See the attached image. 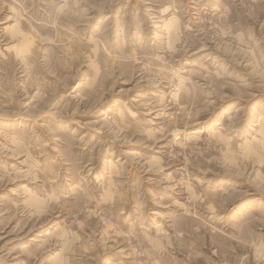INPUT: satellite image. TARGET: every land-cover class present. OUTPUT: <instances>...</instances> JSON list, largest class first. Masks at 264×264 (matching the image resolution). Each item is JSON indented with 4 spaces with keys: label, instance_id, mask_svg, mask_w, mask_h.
<instances>
[{
    "label": "rangeland",
    "instance_id": "374dc122",
    "mask_svg": "<svg viewBox=\"0 0 264 264\" xmlns=\"http://www.w3.org/2000/svg\"><path fill=\"white\" fill-rule=\"evenodd\" d=\"M0 264H264V0H0Z\"/></svg>",
    "mask_w": 264,
    "mask_h": 264
}]
</instances>
